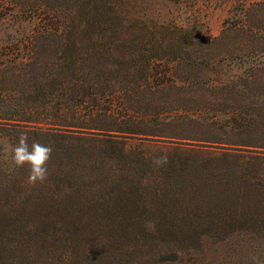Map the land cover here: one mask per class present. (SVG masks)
Here are the masks:
<instances>
[{
    "label": "trees",
    "instance_id": "16d2710c",
    "mask_svg": "<svg viewBox=\"0 0 264 264\" xmlns=\"http://www.w3.org/2000/svg\"><path fill=\"white\" fill-rule=\"evenodd\" d=\"M202 1L0 0V264H264V0Z\"/></svg>",
    "mask_w": 264,
    "mask_h": 264
},
{
    "label": "clouds",
    "instance_id": "9594fccd",
    "mask_svg": "<svg viewBox=\"0 0 264 264\" xmlns=\"http://www.w3.org/2000/svg\"><path fill=\"white\" fill-rule=\"evenodd\" d=\"M29 135L27 132H21L18 143L12 149L11 164L13 168H28L27 183L35 186L37 183H43L48 177L47 165L50 161L53 149L50 144H43L33 139L29 146ZM167 156H159L152 160L156 167L166 164Z\"/></svg>",
    "mask_w": 264,
    "mask_h": 264
},
{
    "label": "rangeland",
    "instance_id": "374dc122",
    "mask_svg": "<svg viewBox=\"0 0 264 264\" xmlns=\"http://www.w3.org/2000/svg\"><path fill=\"white\" fill-rule=\"evenodd\" d=\"M231 1L232 0H228L226 3V0H203L200 3V6L203 9V20L207 22L204 28L209 30L208 32L210 35L218 36L223 29L225 21L228 19L232 21L234 15L239 14V8H233L232 5H234V2L230 3ZM250 1L256 2L259 0ZM157 8L166 18H171L172 15L184 18L182 11L184 9L179 5L173 3H162L159 1ZM3 37L4 33H0V41ZM4 147L7 153L12 151V145L9 142H6Z\"/></svg>",
    "mask_w": 264,
    "mask_h": 264
}]
</instances>
